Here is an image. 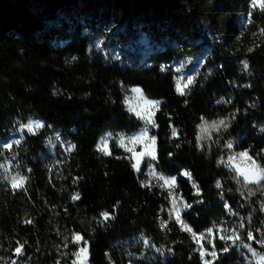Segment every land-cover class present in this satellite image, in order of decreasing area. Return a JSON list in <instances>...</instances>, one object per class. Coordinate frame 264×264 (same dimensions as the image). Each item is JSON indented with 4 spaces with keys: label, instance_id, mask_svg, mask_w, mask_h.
<instances>
[{
    "label": "trees",
    "instance_id": "16d2710c",
    "mask_svg": "<svg viewBox=\"0 0 264 264\" xmlns=\"http://www.w3.org/2000/svg\"><path fill=\"white\" fill-rule=\"evenodd\" d=\"M131 2L0 0V164L5 165L0 167V264H73V253L83 246L70 242L73 232L88 241L89 264H203L200 246L211 251L210 240L218 254L213 264H257L239 241L220 240L216 226L222 224L229 230L224 234L231 235L243 222L264 240V187L245 182L227 166L229 155L245 149L264 166V10L252 0ZM163 5L172 12L170 19L149 24L172 29L166 43L139 65L102 40L108 8L116 17L139 18ZM93 15L97 24L86 28ZM135 32L132 28L131 37ZM186 57L197 68L190 90L181 96L177 66ZM162 64L168 70L162 72ZM136 86L161 101L154 110L157 126L149 127L157 137L158 158L144 159L139 173L114 141L111 156L96 148L106 133L115 137L145 126L125 103ZM233 113L227 129H209L210 138L197 147L201 116L210 123ZM29 118L51 127L32 135L19 127ZM15 140L21 143L3 147ZM228 141L232 149L225 147ZM68 143L76 145L71 152ZM149 163L157 173L176 176L174 196L192 205L182 208L181 216L206 239H194L173 220L168 229L160 227L169 219L171 202ZM182 169L191 172L199 195L180 175ZM17 173L28 177L24 189L11 186ZM75 177L80 179L73 183ZM77 192L80 199L73 201ZM102 210L114 211V218L98 222ZM208 228L214 229V240ZM239 231L245 243L264 251ZM18 244L24 246L20 255L14 251ZM225 246L229 251L220 252Z\"/></svg>",
    "mask_w": 264,
    "mask_h": 264
},
{
    "label": "snow or ice",
    "instance_id": "6c2138e0",
    "mask_svg": "<svg viewBox=\"0 0 264 264\" xmlns=\"http://www.w3.org/2000/svg\"><path fill=\"white\" fill-rule=\"evenodd\" d=\"M252 6L253 7H259L261 10H264V0H252ZM261 32L264 33V29H261ZM75 59V58H74ZM243 67L247 69L249 67L247 61H242ZM185 67L184 62H181L179 65L178 71H182ZM168 70L165 65H161V71H166ZM193 76L192 75H187L186 77H180L177 80L176 83V91L181 95L184 96L187 94V92L190 90L191 85L193 84ZM249 87L251 85H248ZM132 92L134 93H141L143 90L139 87H133L131 89ZM141 98L144 100V105L141 108H130L129 110L134 112L135 115L144 120L145 126L142 127L138 132L131 136H127L123 133L117 134V136H113V133L109 132L106 133L104 136L101 137V140L97 142L96 148L98 151L102 152L106 156H111L113 155V152L110 147L109 141L112 140L115 142L117 146L120 148L124 149L129 155L126 157L127 159L133 161L132 163V168L136 171H141V163L144 161L145 157L150 158V160L155 161L157 157L156 153V141L157 137L155 135H150L149 133V127H156V123L154 120V111L153 109L158 108L161 101L159 100H148L146 97L141 96ZM229 103L231 101H228ZM125 103H127V97L125 98ZM187 103V101H185ZM219 103V101H218ZM238 111V110H237ZM232 119H235V114L233 113L232 116L225 117L222 119H219L217 121H212V122H207L204 116H201L200 120L201 123L197 125V128L200 129V132L197 133V147L203 148L204 145L201 142L204 139L210 138L211 133L209 132V129H214L217 132L220 130L221 127L227 129L229 126V123L231 122ZM21 129H26L29 133L32 135H37L40 130L44 129L45 127H51V125H46L45 122L41 120H32L29 118L28 123H22L19 125ZM261 131H264V128L261 129ZM172 136L177 137L178 132L177 129L173 126L172 127ZM57 139H59V133H57ZM20 140H15L12 143L5 142L3 144V147L5 149L11 148L13 144H20ZM62 147L64 146L63 144L61 145ZM76 145L68 143L66 150L71 152L73 149H75ZM179 147V145H177ZM225 147L227 149H232L233 144L231 141H228L225 143ZM172 153H169V156H171ZM239 157L243 158L245 161L248 163L244 164V166H241V164L236 163L233 165L232 163H229L227 166L232 168L234 167L237 176H242L244 178L245 182L248 183H255L258 185H261L264 187V166H260L257 164L256 160L253 159L251 155L248 154V150L245 149L243 152H240L238 154ZM122 157H117V159H120ZM229 162H232L236 159V157L229 155L227 157ZM221 164L224 163L223 158L219 161ZM6 163H11V161H6ZM59 163V161H58ZM0 167H5V165L0 164ZM148 167L152 169L151 174L156 176L159 180H162L163 183L160 184L159 186L161 188H164L165 186L168 187V195L170 198L171 202V208L169 209V219L168 220H161L160 221V227L168 229L169 225V220H173L176 224H178L181 228V230H185L189 233L192 234L193 238L196 239L197 236L200 237V239H206L204 233H196L193 231L192 227L186 223L182 216H181V210L182 208H191L192 205L188 204L186 201H183V198H180V203H177L176 197L173 194V186L175 185L176 182V176H164L162 173H157L155 171V167L153 164L149 163ZM30 172L31 169H28ZM180 175L188 177L189 181L192 183V186L194 189H196L197 195L200 194V189L197 186V184L192 181V175L191 172L182 169ZM235 178V177H234ZM28 177L22 176L19 173H17L16 176H13L11 179V186L13 189H24L25 187V182L27 181ZM80 177H75L73 178V183H76L77 180H79ZM239 182V181H238ZM141 185L145 186L144 181H141ZM150 186V185H148ZM216 187L220 188L221 183L219 180L216 181ZM71 199L73 201L79 200L80 199V193H73ZM221 199H223V196H221ZM119 201H117V204ZM225 208H229L230 206L225 202L224 205ZM113 209H115V205H113ZM264 210V209H262ZM114 218V211L111 210H102L99 213V218L98 222H107L111 219ZM29 223L31 221H28ZM239 229H244V232L246 234V239L250 241H254L255 243L264 245V240H257L253 231L245 228V225L243 222L239 224L238 227L232 228L231 235H226L228 229H225L223 225H217L216 226V231H219L221 234L219 235V239L222 241H231L233 245L239 241L244 248H246L251 254L252 257L257 261V264H264V251H257L251 244L245 243L244 240L241 239V233ZM170 230V229H169ZM256 231H261V229H256ZM205 232L211 234L213 236V240L215 239V232L213 228H208L205 230ZM73 244H80L81 242L83 243V246L79 247L76 252L73 253L74 256H76V260L73 261V264H77V261L79 264H85L88 256V241L84 239V236L79 233V232H73L71 234V241ZM145 243H148L149 241L147 238H145ZM212 245V250L209 251L208 249L204 248L203 244L200 246V258L203 262V264H213L214 260H218V254L216 251V245L213 241H208ZM197 243H200V240H197ZM23 244H18V246L14 249L15 253L20 255L22 254L23 251ZM171 251V250H170ZM220 252H228L229 248L227 246L221 248L219 250ZM212 257L211 260L207 259L206 257ZM15 264V262H13ZM58 264V262H57Z\"/></svg>",
    "mask_w": 264,
    "mask_h": 264
},
{
    "label": "rangeland",
    "instance_id": "374dc122",
    "mask_svg": "<svg viewBox=\"0 0 264 264\" xmlns=\"http://www.w3.org/2000/svg\"><path fill=\"white\" fill-rule=\"evenodd\" d=\"M168 1H175V0H168ZM132 2H133V0H132ZM165 7L166 6L163 5V6L154 8L153 12L142 13L139 16V18L134 16V15L127 17V15L124 13L122 14V18L116 17L115 14L117 12H115L111 8H108V10L106 11L107 17L105 19V23L102 25V34H101L102 40L108 46L110 45L113 48H115L117 53H119V54L124 53L125 54V52H126L127 58L129 60L130 64L139 65L140 62L142 61V59H144L145 56L150 51L155 49L156 46L164 45L166 43L165 38L168 37L172 27L165 28L163 26H153V25L151 26L149 24L151 21L152 22H154V21L163 22L165 20L170 19V17L172 16V12L167 11L165 9ZM125 19H127V20H125ZM129 19H130V21H128ZM95 24H97V17L94 15L85 20V27L86 28L90 29ZM140 25H144L143 26L144 28L140 27ZM132 28H136L135 37H131V34H133V33H131ZM232 28H233V26H231V29ZM231 29H230V31H231ZM132 41L135 42V45H133L134 43H132ZM168 44L174 45L176 43L170 41V42H168ZM203 54H205V52H202L201 56ZM180 61L184 62V64H185L184 69L182 71H180L181 72L180 77H184L187 75H193L194 70L197 68V66L192 65L191 59L189 57H186V59L182 58ZM179 65L180 64H178L177 68H179ZM132 88H130V91L127 95V103L126 104H128L129 109L130 108H138L139 109L144 105V100L141 98V96H143V97H146V96L143 92H142V94L132 92L131 91ZM147 99L151 100L149 98H147ZM154 110L155 109H153V111ZM131 113L137 119L142 121V119L138 118L134 112L131 111ZM35 120H37V119H35ZM142 127H144V126H142ZM140 129H138L134 132H131V133H127L125 135L131 136V135L135 134L136 132H138ZM23 130L27 131L26 129H23ZM110 142H111V140L109 141V143ZM121 150L124 151V149H122V148H121ZM124 152L127 155H129V153H127L126 151H124ZM238 154L239 153L232 155V156L236 157V159L232 162H229V161L228 162L232 163L233 165H235L236 163H239V164H241V166H244V164L248 163L243 158L239 157ZM146 158H148V157H145L144 159H146ZM132 163H133V161H131V164ZM142 163H141L140 167H142ZM136 172L139 173L140 171H136ZM176 200H177V203H180L179 199L177 197H176ZM171 206L172 205H170V208H171ZM87 258H88V256H87ZM76 259L77 258L75 256L74 260H76ZM256 263H257V261H256ZM77 264H79L78 261H77ZM85 264H89L88 259L86 260ZM131 264H133V263H131Z\"/></svg>",
    "mask_w": 264,
    "mask_h": 264
}]
</instances>
